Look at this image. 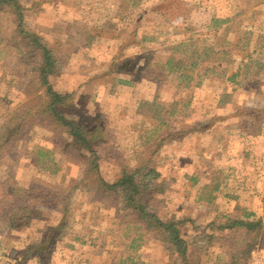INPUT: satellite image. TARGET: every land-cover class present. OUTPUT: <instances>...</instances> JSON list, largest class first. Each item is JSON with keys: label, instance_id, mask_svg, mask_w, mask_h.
Returning <instances> with one entry per match:
<instances>
[{"label": "rangeland", "instance_id": "rangeland-1", "mask_svg": "<svg viewBox=\"0 0 264 264\" xmlns=\"http://www.w3.org/2000/svg\"><path fill=\"white\" fill-rule=\"evenodd\" d=\"M17 1L24 27L54 53L49 82L70 97L64 114L107 131L103 178L140 171L144 209L185 223L189 264L264 258V227L224 229L245 214L264 219V0ZM215 19L228 23L214 30ZM14 21L0 14V264H21L65 207L48 264H182L167 238L123 209L121 193L98 190L72 139L41 115L39 61ZM25 206L28 225L8 228Z\"/></svg>", "mask_w": 264, "mask_h": 264}, {"label": "trees", "instance_id": "trees-1", "mask_svg": "<svg viewBox=\"0 0 264 264\" xmlns=\"http://www.w3.org/2000/svg\"><path fill=\"white\" fill-rule=\"evenodd\" d=\"M1 13L9 14L14 17L15 29L17 30L16 33L21 35V38L27 42L30 48L26 54L27 58L31 62H35V60H37V62L39 61V63L34 67V74L40 81V88L45 90V97L47 100L45 107L41 109V115L53 121L63 133L72 139V146L80 152L86 160V175L94 178L98 190L105 195H112L114 192L118 194L121 193L125 200L123 209L124 207L126 209L129 208L128 210L135 213V216L139 219L140 224L143 227L157 230L161 236L167 238L175 247L177 254L181 256L182 264H189L188 244L183 238V227L185 226V223L171 219L163 220L158 215L144 209L140 203V199L145 191L137 184L140 171L133 172L132 170L124 169L118 179L112 184L108 183L103 178L101 168L102 158L99 155V148L101 146L100 140L106 139L107 137V131L103 125L100 124H98V127H103L104 130L99 128L91 129L88 127V125H92L93 123L88 125H79L78 123L70 120L64 114V109L68 107L66 101L69 100L70 97L68 95L57 94L54 92L49 82V78L57 74L54 53L51 49L43 46L42 43H40V39L36 35L28 32L24 27V8L17 0H0V14ZM227 23L228 20H212V29L218 30ZM183 47L184 44L179 45V49ZM2 51L3 50H0V57L3 55ZM237 77L238 75H233L227 81L235 83ZM95 121H97V119L93 122ZM37 167L41 169L42 173L57 174L56 170L53 172L55 166L51 161L48 162V164L39 161L37 163ZM148 177L156 178L157 172L154 170L149 171ZM219 187L220 185L216 187V192H218ZM34 190L47 192L45 188H38ZM18 192H23L26 196H29V194L31 195V193L35 191L31 189L25 190L18 188ZM9 193H11L10 190ZM225 198L228 199L229 196L226 195ZM215 199V196H211L206 200L200 197L198 198V201H205L208 204H212ZM46 200L47 198L45 197L40 198L41 202ZM234 200L238 199L234 198ZM15 209L17 210L16 214L7 225L8 228L21 229L26 227L31 215L30 207H15L13 210ZM69 216L70 212L68 211V208L66 209L65 207L63 209V219L60 224L55 227L49 226L44 230L40 241L29 247L24 252V259L21 264H27L32 261H36L38 264H48L54 253L55 242L64 237V234H62L60 230L64 229L65 222ZM251 217H253L252 214H245L243 219L230 223V225L224 229H245L248 232H252L264 227V219L251 221Z\"/></svg>", "mask_w": 264, "mask_h": 264}, {"label": "built area", "instance_id": "built-area-1", "mask_svg": "<svg viewBox=\"0 0 264 264\" xmlns=\"http://www.w3.org/2000/svg\"><path fill=\"white\" fill-rule=\"evenodd\" d=\"M254 264H264V258L256 260Z\"/></svg>", "mask_w": 264, "mask_h": 264}]
</instances>
